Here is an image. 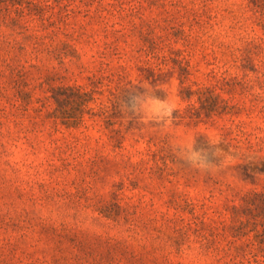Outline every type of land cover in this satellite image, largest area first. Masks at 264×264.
Here are the masks:
<instances>
[{"label": "rangeland", "instance_id": "obj_1", "mask_svg": "<svg viewBox=\"0 0 264 264\" xmlns=\"http://www.w3.org/2000/svg\"><path fill=\"white\" fill-rule=\"evenodd\" d=\"M262 20L0 0V264H264Z\"/></svg>", "mask_w": 264, "mask_h": 264}, {"label": "trees", "instance_id": "obj_2", "mask_svg": "<svg viewBox=\"0 0 264 264\" xmlns=\"http://www.w3.org/2000/svg\"><path fill=\"white\" fill-rule=\"evenodd\" d=\"M247 1V6L248 7H251V9H253L256 13H259L262 17H264V0H246ZM262 25L264 26V20H262ZM204 93V92H203ZM73 95L75 96H78L79 98H82V97H88L89 95L87 93H82L80 89H75V91L72 93ZM208 94V92H207ZM206 94V96H207ZM201 95H200V100H201ZM209 97L207 96V98L205 99H208ZM91 98H89L88 100H85V102H88L90 101ZM204 98H202L201 101H203ZM83 112V110H81V113ZM72 117H76V116H70L68 112H64L63 113V118L66 119L67 121H71L70 119ZM79 121H80V116L78 117ZM76 124V122H73ZM256 197H258V194L255 195ZM246 205L248 207V209H252V208H257L258 209V202H257V199H252V198H247L246 199ZM254 223V222H253ZM241 228V227H239ZM259 237H261L262 239H264V235L262 234H258ZM264 250V249H263Z\"/></svg>", "mask_w": 264, "mask_h": 264}]
</instances>
